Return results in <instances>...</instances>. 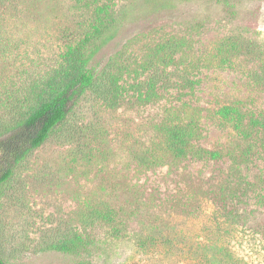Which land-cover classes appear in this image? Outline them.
I'll return each mask as SVG.
<instances>
[{"label":"rangeland","instance_id":"obj_1","mask_svg":"<svg viewBox=\"0 0 264 264\" xmlns=\"http://www.w3.org/2000/svg\"><path fill=\"white\" fill-rule=\"evenodd\" d=\"M108 1L118 32L89 67L96 75L120 76L127 92L115 108L86 97L66 133L20 165L1 201L0 258L7 264L86 258L94 264H264V129L245 139L216 115L238 104L247 118L264 116V90L253 80L264 62V0H234L231 7L220 0H171L172 7L169 0ZM90 12L75 0H0V92L55 68L65 44L88 32ZM169 37L184 43L166 69L171 86L157 89V101L139 104L130 86L149 79L153 70L141 65ZM191 120L202 136L192 147L219 158L164 155L159 164L139 162L162 148L159 125ZM88 206L114 209L115 221L85 229L79 215ZM72 233L94 239L89 252L45 249Z\"/></svg>","mask_w":264,"mask_h":264},{"label":"trees","instance_id":"obj_2","mask_svg":"<svg viewBox=\"0 0 264 264\" xmlns=\"http://www.w3.org/2000/svg\"><path fill=\"white\" fill-rule=\"evenodd\" d=\"M220 1L231 7L234 0ZM75 2L79 10L91 11L88 32L78 41L66 43L59 56L58 65L43 77L25 82L18 89L0 92V105L5 113L0 119V210L5 191L20 165L50 138L66 133L64 128L69 118L75 114L76 108L86 97L94 95L105 106L115 108L127 92L120 84V76L110 70L96 75L89 67L98 52L117 35L119 22L115 17L114 4L108 0ZM173 3L169 0L166 6L172 7ZM183 47V42L169 37L151 51L141 66L143 70H153V73L148 80L130 86L137 103L155 102L160 97L157 89H168L171 86L170 73H167L166 69L175 64L176 56ZM160 68L163 71H160ZM181 80L185 87L193 88L194 82L185 76L181 77ZM253 80L264 90V62L261 71L253 76ZM216 115L245 139L250 138L256 130L264 129V116L260 119L247 118L238 104L224 105L217 110ZM156 130L160 135L162 148L150 150L147 155L139 157V162L143 165L159 164L164 155L175 159H184L189 155L196 158H219L217 152L192 147V141L202 137L197 120L186 124H161ZM74 136L75 134H66L65 138L74 139ZM83 139L86 141L89 138L84 136ZM87 145L88 142L85 146ZM116 215L111 208L88 206L79 216L88 230L97 225L113 223ZM94 243L90 235L72 233L55 244L47 245L45 249L81 255L89 252ZM0 264L7 263L0 258ZM77 264L94 263L86 258Z\"/></svg>","mask_w":264,"mask_h":264}]
</instances>
